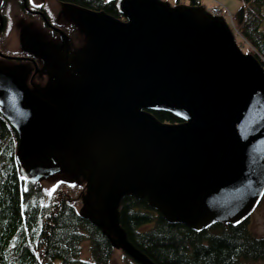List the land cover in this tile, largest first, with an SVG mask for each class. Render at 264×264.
Listing matches in <instances>:
<instances>
[{
  "label": "water",
  "instance_id": "water-1",
  "mask_svg": "<svg viewBox=\"0 0 264 264\" xmlns=\"http://www.w3.org/2000/svg\"><path fill=\"white\" fill-rule=\"evenodd\" d=\"M64 4L86 39L77 50L60 29V43L20 30L45 84H29L20 64H0V113L16 132L24 176L55 167L80 175L79 215L138 264L154 263L119 223L125 195L196 230L247 218L264 192V66L224 16L167 0H115L122 19Z\"/></svg>",
  "mask_w": 264,
  "mask_h": 264
},
{
  "label": "trees",
  "instance_id": "trees-1",
  "mask_svg": "<svg viewBox=\"0 0 264 264\" xmlns=\"http://www.w3.org/2000/svg\"><path fill=\"white\" fill-rule=\"evenodd\" d=\"M58 1L123 18L115 0ZM241 1L229 13L230 26L240 48L264 66V0ZM188 2L201 4V0ZM217 5L228 13L225 6ZM152 113L164 122L179 121L167 111ZM16 144V132L0 113V264H110L109 240L78 212L85 181L75 173L71 181L60 180L45 199L40 182L28 180L21 172ZM118 208L127 239L154 264H252L264 259V236L251 232L248 218L238 223L214 220L196 230L168 222L144 198L125 195ZM85 241L89 257H81Z\"/></svg>",
  "mask_w": 264,
  "mask_h": 264
},
{
  "label": "rangeland",
  "instance_id": "rangeland-1",
  "mask_svg": "<svg viewBox=\"0 0 264 264\" xmlns=\"http://www.w3.org/2000/svg\"><path fill=\"white\" fill-rule=\"evenodd\" d=\"M171 4H183L188 3V0H167ZM51 5H57V0H48ZM59 4H62L58 2ZM241 0H201V5L205 8H209L212 5L222 4L228 10V13H223V16L226 21L230 22V14H232L240 5ZM224 7V8H225ZM5 21L3 29L0 31V51L5 53H15L20 50L19 38L20 30L22 28H27L28 30L36 29L38 31V25L42 27L41 20L36 15H29L23 11L20 6L17 4L16 0H8V5L4 9ZM230 13V14H229ZM60 16L67 18V14L63 11L61 6ZM52 22L58 18H54V15L51 16ZM54 19V20H53ZM60 19V17H59ZM58 19V20H59ZM42 29V28H41ZM41 29L39 31H41ZM35 31V30H34ZM46 32V30L44 29ZM43 33V31H41ZM75 178V174L72 172H66L60 167H55L52 173L48 176L39 177L38 181L40 182L42 188L45 191V199L48 197V194L54 186L60 181H71ZM248 226L251 232L256 235L264 236V192L256 204L254 209L251 211L248 217ZM81 257H89L88 242L85 241L81 245ZM255 262V263H254ZM110 264H132V262L125 256L124 252L119 248H113ZM252 264H264V259L257 261H252Z\"/></svg>",
  "mask_w": 264,
  "mask_h": 264
},
{
  "label": "flooded vegetation",
  "instance_id": "flooded-vegetation-1",
  "mask_svg": "<svg viewBox=\"0 0 264 264\" xmlns=\"http://www.w3.org/2000/svg\"><path fill=\"white\" fill-rule=\"evenodd\" d=\"M16 2L20 6V8L23 11H25L27 14L36 15L37 17L40 18L42 22L41 24L42 29L38 25L37 27L38 31L36 29H32L31 31L35 30L36 32H38L40 37L43 40L52 41L54 43H60L61 42V33L59 31L60 29L66 34L68 38L70 52L77 50L78 48L83 46L86 40L84 35L78 30L77 26L73 23V21L69 18V16H67V18L64 16H60L61 6L63 8V11L65 10L64 2H60L62 4H59L58 3L59 1H58L57 5H51L48 2V0H26V4L31 10L39 12V13H36V12L31 13V12L26 11L25 8L23 7V3L21 0H16ZM7 5H8V0H0V9H1L2 15L4 14V18H5L4 9L7 7ZM40 13H42L43 15ZM52 15H54V18L59 19L60 17V19L59 20L53 19L55 22H52L51 21ZM43 16L46 18L47 21L44 19ZM40 29L41 31H43V33L39 31ZM44 29L46 30V32L44 31ZM2 54L21 57V58L13 59V58H7V57L0 55V64L2 65L20 64L21 67L27 73V82L29 84H34V85L35 84H38V85L45 84L47 80V73L44 71H39V69L42 66V60L40 57L32 55L30 52L23 49L21 46L18 52H15V53L2 52ZM35 65L37 68L35 67Z\"/></svg>",
  "mask_w": 264,
  "mask_h": 264
},
{
  "label": "built area",
  "instance_id": "built-area-1",
  "mask_svg": "<svg viewBox=\"0 0 264 264\" xmlns=\"http://www.w3.org/2000/svg\"><path fill=\"white\" fill-rule=\"evenodd\" d=\"M209 11H210V13H212V14H219V13H221L220 7H219L218 5H212V6L209 8Z\"/></svg>",
  "mask_w": 264,
  "mask_h": 264
},
{
  "label": "bare ground",
  "instance_id": "bare-ground-1",
  "mask_svg": "<svg viewBox=\"0 0 264 264\" xmlns=\"http://www.w3.org/2000/svg\"><path fill=\"white\" fill-rule=\"evenodd\" d=\"M207 9H208V8H207ZM248 217H249V216H248ZM248 217H247V218H248ZM245 219H246V218H245ZM239 222H240V221H239ZM236 223H238V222H236Z\"/></svg>",
  "mask_w": 264,
  "mask_h": 264
}]
</instances>
